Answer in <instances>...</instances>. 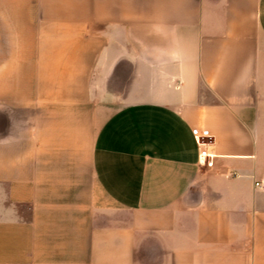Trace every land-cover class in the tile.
I'll return each instance as SVG.
<instances>
[{
    "label": "crops",
    "instance_id": "1",
    "mask_svg": "<svg viewBox=\"0 0 264 264\" xmlns=\"http://www.w3.org/2000/svg\"><path fill=\"white\" fill-rule=\"evenodd\" d=\"M0 264H264V0H0Z\"/></svg>",
    "mask_w": 264,
    "mask_h": 264
},
{
    "label": "water",
    "instance_id": "2",
    "mask_svg": "<svg viewBox=\"0 0 264 264\" xmlns=\"http://www.w3.org/2000/svg\"><path fill=\"white\" fill-rule=\"evenodd\" d=\"M138 66L139 55L133 47L119 48L99 76V97L112 103L125 101L131 81L137 76Z\"/></svg>",
    "mask_w": 264,
    "mask_h": 264
},
{
    "label": "built area",
    "instance_id": "3",
    "mask_svg": "<svg viewBox=\"0 0 264 264\" xmlns=\"http://www.w3.org/2000/svg\"><path fill=\"white\" fill-rule=\"evenodd\" d=\"M192 130L199 144L201 145V161L204 163L211 162L208 160V157L213 155V152L211 151L210 147H212L214 140L210 129L195 126Z\"/></svg>",
    "mask_w": 264,
    "mask_h": 264
}]
</instances>
